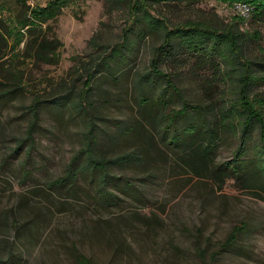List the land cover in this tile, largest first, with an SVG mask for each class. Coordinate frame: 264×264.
<instances>
[{"label":"rangeland","instance_id":"rangeland-1","mask_svg":"<svg viewBox=\"0 0 264 264\" xmlns=\"http://www.w3.org/2000/svg\"><path fill=\"white\" fill-rule=\"evenodd\" d=\"M149 2L70 0L55 19L27 26L22 0H0L7 43L0 80L22 89L0 105V257L12 254L14 264H79L80 255L93 264H264L258 128H250L235 172L238 118H220L234 101V70L197 67L183 54L158 65L172 88L150 66L160 33L144 28L122 38L134 14L147 10L171 25L232 26L247 35L246 58L264 61V18L238 20L232 4L215 0ZM33 36L56 41L46 60L25 50ZM158 94L165 108L154 101ZM38 100L37 125L16 147L33 121L27 106ZM182 101L199 112L188 108L163 122ZM187 125L196 132L187 134ZM86 147L97 159L134 158L104 174L85 169L72 188H49L74 157V167L85 163Z\"/></svg>","mask_w":264,"mask_h":264},{"label":"trees","instance_id":"trees-1","mask_svg":"<svg viewBox=\"0 0 264 264\" xmlns=\"http://www.w3.org/2000/svg\"><path fill=\"white\" fill-rule=\"evenodd\" d=\"M69 1L70 0H48L45 5H39L29 10L25 0H22L27 8V15L22 21L24 22V25L33 26L36 23L42 24L55 19L60 13L61 8L66 6ZM197 1L198 0H150L149 3L166 5L171 3L193 4ZM215 1L226 4H233L234 2L245 3L251 7L250 14L253 20L256 21L264 18V0ZM130 6L132 8L137 7L136 3H133V5L130 3ZM237 18L238 20L243 19L240 15H237ZM134 25L136 26L137 32L134 31ZM144 28H148V30L153 32L158 31L160 33V44L152 51L153 57L150 61V66L154 73L165 77V86L174 87L167 74L159 71L158 65L166 59L179 57L183 54L193 56L194 65L197 67L199 65L203 67L207 65H223L228 67L227 69L229 70H234V101L231 102L230 109L224 108L220 110V118L222 120H227L228 116L235 114V117L238 118L236 123L239 124L241 131L240 146H238V150L235 152V159L231 169L235 172L239 170L238 166H236V159H239L244 152L245 148L243 147L246 142V137L250 128L255 125L258 128L259 145L262 147V150L260 151L261 154L258 153L259 159L255 164L261 175V181L264 186V70L261 72L260 69H257L258 67L264 69V61L249 60L244 55L243 45L247 38L246 33H242L232 26L228 28H217L210 24H203L191 20L171 25L164 18L155 17L151 12L142 10L137 14H134L130 25L124 30L122 34L123 42L129 40L131 32L135 33V35L141 34ZM251 37L258 39V32L254 31ZM4 44L7 45L3 33L0 31V58L5 55ZM55 44L56 41L53 39H46L43 36H33L26 42L25 50L27 52L31 50L32 55L46 60L45 58H49L54 52ZM91 78L92 73H88L86 77V87L89 86ZM255 87H260L261 90L256 93L253 92ZM166 89L168 90V88ZM21 90L20 85L16 81L9 82L0 80V105L3 104L6 98L14 96ZM154 97L156 98L154 101L160 104L163 108L167 106L164 95L158 94ZM65 101V97H58L57 99L58 103H65ZM39 103L40 101L38 100L35 104L27 106L28 110L32 113L33 121L27 127V136L25 138H17L18 141L16 142V147L22 146L23 142L31 137V133L37 125L36 120L38 117L37 110ZM188 108L189 110L193 108L196 112H199L197 105L193 106L182 101V106H180L176 112L170 108L166 114L162 115L163 122H165L164 119L166 116H171L174 119L175 115L178 114L177 112H182ZM204 109L207 110V107L204 106ZM185 127L191 128L192 130L187 134L196 132L194 125H187ZM179 136L180 135H177L175 137L177 145L180 143ZM81 152L87 155L85 163H82L79 167H74L73 164L78 159V156L74 157L62 176L48 182L50 185L49 188H61L64 190L72 188L75 184L76 177L85 169L92 168L93 170H99L104 174L107 166L131 162L134 158L132 153H124L114 156L113 158L97 159L91 154V149L87 147ZM235 168H237V170ZM100 177L104 179V175H100ZM99 188L105 190L102 185ZM101 195L103 194L101 193ZM238 229L239 228H235V230ZM234 237V234L230 235V240ZM12 257V254L0 257V264H14V262H12ZM77 259H79V264H93L90 260L83 258L81 255L77 256Z\"/></svg>","mask_w":264,"mask_h":264},{"label":"built area","instance_id":"built-area-1","mask_svg":"<svg viewBox=\"0 0 264 264\" xmlns=\"http://www.w3.org/2000/svg\"><path fill=\"white\" fill-rule=\"evenodd\" d=\"M47 1L48 0H25V3L30 10L32 8L39 6V5H43ZM232 6H233L235 12L240 16H244V15H247L250 13L251 7L245 3L234 2L232 4Z\"/></svg>","mask_w":264,"mask_h":264}]
</instances>
